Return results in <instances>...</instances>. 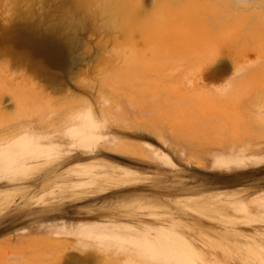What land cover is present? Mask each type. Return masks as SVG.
Instances as JSON below:
<instances>
[{
  "label": "rangeland",
  "instance_id": "rangeland-1",
  "mask_svg": "<svg viewBox=\"0 0 264 264\" xmlns=\"http://www.w3.org/2000/svg\"><path fill=\"white\" fill-rule=\"evenodd\" d=\"M108 1L0 0V264H264V0Z\"/></svg>",
  "mask_w": 264,
  "mask_h": 264
},
{
  "label": "bare ground",
  "instance_id": "bare-ground-1",
  "mask_svg": "<svg viewBox=\"0 0 264 264\" xmlns=\"http://www.w3.org/2000/svg\"><path fill=\"white\" fill-rule=\"evenodd\" d=\"M223 3V2H222ZM234 3V2H233ZM108 5L113 9V11H114V16L116 17V18H120V19H125V16H124V11L126 10V9H128L129 7H130V3L128 2V0H109L108 1ZM190 7V6H189ZM223 8V7H222ZM177 9V8H176ZM186 9V8H185ZM130 10V9H129ZM177 11V10H176ZM182 11H183V9H182ZM182 11H179V12H182ZM189 11V10H188ZM177 13H178V11H177ZM183 14V13H182ZM187 16V15H186ZM183 17V16H182ZM181 17V18H182ZM202 17V16H201ZM185 18V17H184ZM202 19V18H201ZM200 19V20H201ZM262 19V18H261ZM211 20V19H210ZM212 20H214L213 18H212ZM182 21V20H181ZM181 21H179V22H181ZM183 21H185V19L183 20ZM188 21H189V19H188ZM187 21V22H188ZM186 22V21H185ZM184 22V23H185ZM214 22V21H213ZM183 23V22H182ZM203 23V22H202ZM212 23V22H211ZM187 24H189V23H187ZM218 24V23H217ZM183 26V25H182ZM182 26H179V27H181V28H183ZM214 26V25H213ZM177 28V27H176ZM254 28V27H253ZM174 30V29H173ZM208 30V29H207ZM209 31V30H208ZM207 31V32H208ZM179 32V31H178ZM185 32H187V31H185ZM181 33H183V32H181ZM210 33H211V30H210ZM210 33H209V36H210ZM227 33H228V31H227ZM235 33V32H234ZM184 34V33H183ZM233 33H231V40H232V37L233 36H235V34H233ZM176 35V34H175ZM203 35V34H202ZM208 35V34H207ZM223 35V34H222ZM221 36V35H220ZM237 36V35H236ZM184 37V36H183ZM205 37H206V34H205ZM213 38H216L217 37V35L214 37V36H212ZM222 37V36H221ZM255 37V36H254ZM264 37V36H263ZM262 36L260 37V38H258L259 39V41H257V42H260L261 43V38H263ZM203 38V37H202ZM207 38H208V36H207ZM211 38V37H210ZM218 38V37H217ZM244 38V40H245V37H243ZM242 38V39H243ZM212 39V38H211ZM211 39H210V41H211ZM218 39H220V37L218 38ZM221 39H223V38H221ZM220 39V42L222 41ZM226 39V37L224 38V40ZM228 39L229 38H227V41H228ZM241 39V38H240ZM241 39V40H242ZM256 39V38H255ZM264 39V38H263ZM262 39V41H264ZM201 40V39H200ZM204 40V39H203ZM202 40V41H203ZM205 40H207L208 41V39H205ZM205 40L203 41V44H204V42H205ZM216 40V39H215ZM234 40V39H233ZM244 40H242V41H244ZM248 40H249V38H248ZM210 41H208V42H210ZM226 41V40H225ZM226 41V42H227ZM229 41H230V39H229ZM242 41H241V43H242ZM215 42H219L218 40L217 41H215ZM223 42V41H222ZM232 43V42H231ZM239 43H240V41H239ZM264 43V42H263ZM218 44V43H217ZM235 44V43H234ZM250 44H251V42H250ZM206 45V44H205ZM242 45H244V44H242ZM248 45V44H247ZM246 45V46H247ZM257 46L259 45V43H257L256 44ZM261 45V44H260ZM233 46H235V45H233ZM232 45H231V47H233ZM251 46V45H250ZM249 46V47H250ZM248 47V46H247ZM248 47V48H249ZM252 47V46H251ZM255 47V45H253V48ZM259 47V46H258ZM241 48V50H242V48L243 47H240ZM257 48V47H256ZM254 50H255V48H254ZM254 50H252V51H254ZM258 50V49H257ZM263 50V49H262ZM247 51V50H246ZM255 52V51H254ZM258 52H259V50L257 51V54H258ZM242 53V52H241ZM240 53V55L242 56V54ZM248 53H249V51H248ZM256 54V53H255ZM255 54L253 55V57L251 56L250 57V59L251 58H254V56H255ZM256 54V56H255V58L256 57H258L259 55H257ZM260 54V53H259ZM244 55V54H243ZM250 55H252V54H250ZM248 56H249V54H248ZM246 54H245V57L247 58L248 57ZM232 58H233V56H231ZM245 57H243V58H245ZM215 58V57H214ZM213 58V59H214ZM231 58V59H232ZM237 59V58H236ZM241 59V58H240ZM249 59V60H250ZM264 59V58H263ZM212 60V59H211ZM245 60V59H244ZM244 60H242V61H244ZM253 60V62L255 63V61L256 60H260V57H259V59L257 58L256 60H254V59H252ZM237 62L239 61V60H236ZM211 62V61H210ZM234 63V64H237V65H239L238 63ZM246 63L248 62V61H245ZM244 62V63H245ZM252 62V61H251ZM250 62V63H251ZM257 62L258 61H256V64H257ZM264 62V61H263ZM263 62H261V63H263ZM233 63V62H232ZM239 63H241V61L239 62ZM233 64V65H234ZM252 64V63H251ZM250 64V65H251ZM245 65V64H244ZM258 65V64H257ZM235 66V65H234ZM242 66H243V63H242ZM241 66V67H242ZM247 66L250 68V66L247 64ZM252 66V65H251ZM262 66H264V65H262ZM236 67V66H235ZM234 68V67H233ZM240 67H238V69H239ZM238 69H236V72L238 71L239 72V70ZM242 69V68H241ZM246 69H248V68H246V65H245V72H247L246 73V75L248 74V70H246ZM244 70V69H243ZM250 70V69H249ZM258 70V69H257ZM241 71V70H240ZM252 71V70H251ZM240 73V72H239ZM242 71H241V73H240V75L242 76ZM249 73H251V72H249ZM237 75H239V74H237ZM244 75V74H243ZM240 76V77H241ZM245 76V75H244ZM237 78H239V77H237ZM237 80V79H236ZM223 88V87H222ZM221 90V89H220ZM224 90V88L221 90V91H223ZM85 117V116H84ZM92 117V116H91ZM75 119V118H74ZM91 120H93V119H91ZM79 122V121H78ZM94 122V121H93ZM77 123V122H76ZM82 123V122H81ZM77 124H79V123H77ZM249 124V123H248ZM248 124H247V126H248ZM73 125V124H72ZM72 125H71V127H72ZM244 126V125H243ZM90 127V126H89ZM78 129V131H79V133H78V135H79V140L80 141H84L85 139H87V138H89V137H91V136H93V135H95L94 134V132H91V131H89V130H87V128H86V124L85 123H83L82 125H80V127H78L77 128ZM246 128H244L243 130H245ZM250 129V128H249ZM56 130V129H55ZM59 130H57V131H55V133H60V132H58ZM242 131V130H241ZM58 135V134H57ZM56 135V136H57ZM59 135H61V134H59ZM100 135V134H99ZM243 135V134H242ZM263 135V134H262ZM98 136V135H97ZM244 136H246V135H244ZM59 137V136H58ZM100 137V136H99ZM17 138V137H16ZM239 138H241V137H239ZM76 139V138H75ZM21 140V139H20ZM24 140V139H23ZM27 140H29V139H27ZM239 140V139H238ZM241 140V139H240ZM239 140V141H240ZM19 141V140H18ZM62 141V140H61ZM70 141V140H69ZM74 141V140H73ZM248 141H250V140H248ZM22 142V141H21ZM21 142H15V144H19V143H21ZM238 142V141H237ZM24 143V142H23ZM37 143V142H36ZM70 143V142H69ZM77 143V141L75 140V142H71V144H72V146L74 147V148H76L74 145ZM233 143V142H232ZM249 144H250V142H248ZM263 143V142H262ZM22 144V143H21ZM32 144V143H31ZM246 145V141H245V144H240V145H234L233 146V149L232 148H229V150L231 149V151H232V153L230 152V154H232V155H230V156H228V157H225L224 155H221V156H223L222 158H219V159H217L216 161H215V164H218V165H220V166H223V167H226V168H232V167H242V165H244V166H247V165H250V164H255L254 163V161L252 160V157L253 156H257L256 155V153H260V152H262L263 150H264V146H263V144H262V146L259 144V145H257V144H250V145ZM20 145V144H19ZM34 145H35V143H34ZM47 145V144H46ZM68 145H70V144H68ZM79 145V144H78ZM83 145V144H82ZM233 145V144H232ZM1 146V145H0ZM5 147V145H2L1 147ZM7 146L9 147V145L7 144ZM11 146V145H10ZM42 146H44V145H42ZM81 146V145H80ZM228 146V145H227ZM7 147V148H8ZM19 147V146H18ZM23 147V146H22ZM71 146H69V148H70ZM232 147V146H231ZM35 148H36V146H35ZM41 148V147H40ZM72 148V147H71ZM73 148V149H74ZM84 148H85V146H84ZM9 149H10V147H9ZM12 149V148H11ZM2 150H4L3 148H2ZM2 150H0V151H2ZM13 150V149H12ZM18 150L19 151H13L12 152V154L14 155V156H16L17 157V159L18 158H20V160L21 159H24V161L29 157V156H27L28 154H29V152L27 151V152H24L23 150H21V149H19L18 148ZM7 151V150H6ZM30 151V150H29ZM32 151H34V148H32ZM36 151V150H35ZM66 152L68 151L69 152V150L67 149V150H65ZM64 151V152H65ZM38 152H40V150L38 151ZM2 153V155H3V151L1 152ZM1 153H0V155H1ZM4 153H5V150H4ZM7 153V152H6ZM33 153H35V152H33ZM41 153V152H40ZM43 153V155H44V153L45 152H42ZM61 153H63V152H61ZM11 154V155H12ZM1 155V156H2ZM8 155V154H7ZM42 155V154H41ZM42 155V156H43ZM48 155V154H47ZM62 155L63 154H59L58 156H59V158L60 157H62ZM35 156V155H34ZM38 156V155H37ZM46 156V155H45ZM3 157V156H2ZM12 158H13V156H12ZM56 158H58V157H56ZM4 159V158H3ZM3 159H1V160H3ZM9 159V158H8ZM11 159V158H10ZM41 159V158H40ZM16 160V159H15ZM42 160H43V158H42ZM32 161V160H31ZM46 160H44V162L42 161V164L44 163V165H46L47 163L45 162ZM34 162L36 163V161L34 160ZM3 163V162H2ZM24 163V162H23ZM32 163V162H31ZM31 163H29L28 162V164H31ZM39 163H40V161H39ZM46 163V164H45ZM42 164H38V166L39 165H42ZM6 165V164H5ZM32 165L34 166L35 164L34 163H32ZM3 166V165H2ZM26 166V165H25ZM36 166H37V163H36ZM35 166V167H36ZM216 166V165H215ZM6 167V166H5ZM14 167V166H13ZM26 167H29V166H26ZM218 167V166H217ZM4 168V167H3ZM15 168V167H14ZM19 169V168H18ZM26 169V168H25ZM6 170H7V168H6ZM5 170V171H6ZM14 170V169H13ZM31 170V169H30ZM4 171V172H5ZM4 172L2 173V171H1V173L2 174H4ZM16 172V171H15ZM14 172V173H15ZM18 172V171H17ZM20 172V171H19ZM15 175V174H14ZM2 176V175H1ZM5 179V177L3 176V177H0V182H2L3 180ZM4 186H6V184H2V183H0V188L1 187H4ZM252 219V218H251ZM254 221V220H253ZM232 222V221H231ZM108 225V224H107ZM167 229V228H166ZM24 230V229H23ZM4 230H1L0 231V233H2ZM170 231V230H169ZM174 231V230H173ZM231 231V230H230ZM160 232V231H159ZM162 235H164V234H162ZM166 235V234H165ZM164 235V236H165ZM171 235V234H170ZM173 236V235H172ZM149 237V236H148ZM184 237V236H183ZM146 238V237H145ZM168 238H169V236H168ZM151 239V238H150ZM185 239H186V237H185ZM171 240V239H170ZM173 240H175V239H173ZM186 240H188V239H186ZM148 241V240H147ZM154 241H155V239H154ZM144 242V241H143ZM157 242H158V240H157ZM120 243V242H119ZM156 243V242H155ZM47 244H49V242L47 243ZM121 244V243H120ZM167 245L169 246V244L167 243ZM123 246H125V244H123L122 245V247ZM128 246V245H127ZM127 246H125L124 248L127 250V249H129V246L127 247ZM173 246V245H172ZM121 247V248H122ZM137 247V246H136ZM165 246H163V247H161V248H164ZM111 248V247H110ZM117 248V247H116ZM115 248V249H116ZM171 248V247H170ZM174 248V247H173ZM135 249V248H134ZM140 249H143L142 247L140 248ZM108 250V249H107ZM130 250H131V248H130ZM159 250H161V249H159ZM169 250V249H168ZM97 251V250H96ZM136 251V250H135ZM150 251H151V249H150ZM117 252V251H116ZM153 252V251H152ZM121 253V252H120ZM175 254H176V252H174ZM168 254V253H167ZM172 254H173V252H172ZM171 254V255H172ZM143 255V254H142ZM148 255V254H147ZM165 255V254H164ZM104 256V255H103ZM151 256H152V254H151ZM161 256H163V255H161ZM156 257H157V255H156ZM173 257H174V255H173ZM178 257V256H177ZM153 258V257H152ZM96 259L97 260H102L103 259V257L100 255V254H97L96 255ZM155 260V259H154ZM120 261V260H119ZM128 264H129V262H127ZM157 262L155 261V263L154 264H156ZM177 263V262H176ZM205 263H207V262H205ZM171 264H175V263H173L172 261H171ZM254 264V263H253Z\"/></svg>",
  "mask_w": 264,
  "mask_h": 264
},
{
  "label": "snow or ice",
  "instance_id": "snow-or-ice-1",
  "mask_svg": "<svg viewBox=\"0 0 264 264\" xmlns=\"http://www.w3.org/2000/svg\"><path fill=\"white\" fill-rule=\"evenodd\" d=\"M252 160L254 161L255 164H264V154H261L259 156H253ZM167 162V161H165ZM244 166V165H242Z\"/></svg>",
  "mask_w": 264,
  "mask_h": 264
}]
</instances>
